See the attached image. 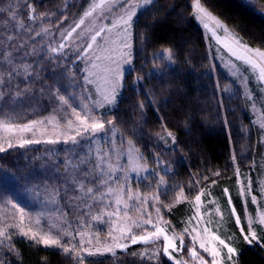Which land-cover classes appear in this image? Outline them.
<instances>
[{"label":"trees","instance_id":"16d2710c","mask_svg":"<svg viewBox=\"0 0 264 264\" xmlns=\"http://www.w3.org/2000/svg\"><path fill=\"white\" fill-rule=\"evenodd\" d=\"M191 1L154 0L140 12L132 29L135 73L125 75L117 106L108 113L112 118L115 117V128L122 137L132 140L143 153L145 161L157 168L158 175L164 176L166 191H161L159 195L165 205L171 206V211L166 208L161 210L163 216L172 221H175L176 213L184 206L183 203L173 204L182 189L184 197L191 199L200 187H205L212 179L234 181L231 178L234 173L231 146L236 140L237 150L245 149L246 142L239 135L238 124L246 126L249 122L235 84L224 76L208 56L204 35L194 20ZM200 1L245 44L264 49V16L251 5L244 0ZM255 1L264 7V0ZM27 2L33 4L38 15H47L45 20L37 19L31 25L34 40L15 27L14 22L5 23L6 12H0V37L14 34L18 37L17 42H21L22 37L23 41L34 45L40 54L20 59L13 53L15 59L11 66L0 56V74L6 81L0 83V91L6 93L0 99V119L22 124L57 116L60 123H66L64 117L71 118V109L59 104L53 94L59 90L61 95L68 97L75 93L78 98L82 89V74H78V67L75 66L78 62L72 60L73 55H68L66 49L63 50L66 58H59L60 53L54 54L57 58H49L47 46L61 42L59 32L62 28H68L76 15L79 16L81 11L78 7L82 1L73 0L66 7L65 0ZM10 3L20 6L18 19L29 23L26 0H0V9H7ZM41 26H50L54 31L48 35L35 36ZM5 43L6 40L0 39V53L5 51ZM163 49L171 51L175 63L152 59L154 54H160ZM73 62L74 66L71 65ZM24 63L32 65L31 78L26 80L23 70L18 68L21 74L7 83V72ZM154 64L160 69L159 75L153 71ZM165 68L167 71H164ZM135 76L145 77L142 87L133 85ZM25 88L30 91L16 96L17 90ZM70 103L76 106L78 99L70 100ZM141 103L144 104L143 111L139 108ZM162 126L175 134V145L171 138H166V142L159 139L157 133H163ZM79 153L76 158L84 156V153ZM63 154L62 149L53 151L47 143L16 147L0 153V176L3 177L0 195L14 201L30 188L37 190L42 187L44 190L41 192L47 193V183L51 178H64L63 172L57 171L63 167L61 164L68 156ZM156 156L172 171L166 174L157 167ZM88 165H93V161L89 160L81 169L86 171ZM217 172L220 173L218 178L214 175ZM204 176H208L209 180H202ZM157 178L149 175L141 183L151 182L154 188ZM196 181L199 184L190 188L189 185ZM146 187L150 188L148 185ZM39 193H35L31 199ZM23 196L18 199L22 207L40 209L35 200H25ZM52 197L60 199L58 195ZM17 221L18 215L14 209L0 206V226ZM171 223L174 225V222ZM12 235L16 251H10L7 247L0 249V261L3 264H74L59 249L36 245L17 233ZM157 247L159 245L137 244L127 251L121 250L104 257H86L85 264H155L154 261L142 262L138 255L133 256L131 253L146 249L153 251ZM187 253L185 249L182 255H186L188 260ZM160 261L161 264H174L164 256L160 257ZM237 261L239 264H264V243L253 246L243 243Z\"/></svg>","mask_w":264,"mask_h":264},{"label":"snow or ice","instance_id":"6c2138e0","mask_svg":"<svg viewBox=\"0 0 264 264\" xmlns=\"http://www.w3.org/2000/svg\"><path fill=\"white\" fill-rule=\"evenodd\" d=\"M117 2L118 0H99V3H94L92 7L84 13V16H92L94 13H97V9H101L98 16L104 19L106 17L103 10L107 8L111 11ZM152 3L153 0H124V10L117 16L115 21H112L110 24H104L98 29L93 25L87 30V35L90 38L88 39L86 47L76 49L69 48V43L72 41L73 34L84 24V18H81L74 27H71V29L66 32V34L61 32V42L58 45L52 46L49 44L47 46L49 58H57L54 55L57 53L61 54L59 58H66L63 55V50L66 48H69V51L74 53L76 60L88 57V67L82 70L84 72V84L82 86L81 95L77 98L76 94L72 93L66 97L65 95L59 94V90L53 94V98L56 99L59 104L62 106L66 105L71 109L70 115L72 118H68L67 116L64 117L67 124V132H56V129L60 127L59 119L56 117L48 119L47 121L30 120L22 124L0 119V131H6L10 134L7 138L0 136V153H5L16 147L25 148L28 145L40 143H71L77 145L83 140H95L97 136L111 133L113 141L111 151L117 153V159L121 156L126 157V163H118L114 166L112 163L108 162L110 153L101 154V151L97 150V160L99 162L95 165L92 179L88 181L93 186H86V184L80 182L79 179H74L72 183L82 194L90 196L94 200L97 199V192H99L100 199L114 197V200L110 201V203H114L115 210L105 214L110 221L115 217V220L110 224V229L107 234L112 243L103 245L102 247H95L93 250V239L96 240L97 245L100 244L99 239L90 234H86L84 231L71 228V223L66 221L61 225L50 223L48 225V231L45 232L41 225V217L44 216L43 212L37 214L34 226L26 228V224H33L31 214L26 212L25 207H22L18 202L13 203L12 200L4 199V197L0 195V206L11 207L18 215V222L0 226V249L7 247L10 251H16L12 244V234L17 233L19 236L32 241L36 245L42 244L46 248L51 247L59 249L65 256L70 257L74 261V264H85V259L88 256L102 255L104 253L115 254L116 249L127 251L130 245H136L138 243L150 245L162 241V246L155 248L153 251L146 249L140 253L133 252L131 254L133 256L138 255L142 262L147 260L149 262L154 261L155 264H161L160 257L164 256L167 257L169 261H173L174 264H188L187 260L183 258L177 259L176 255H174V253H180L187 249L188 257L193 261V264H209V260L205 259V256L201 255L197 250L196 245L198 244L199 249L210 258V264H236L239 252L234 244L239 238L234 236L222 238L221 235L217 234L219 228L214 231L212 228L208 227V224L212 223L211 219L207 220L203 227H200V221L203 219V215L200 212L203 206L201 198L211 196L209 188L215 185L217 180L212 179L210 185L207 187H200L194 199L190 201L194 209V214L190 218L189 223H191V220H196V227H192L191 230H189L186 226L179 236H177L175 232L169 235L168 229L171 225L169 221L163 219L161 209L166 208L168 211H171V206L165 205L160 200L159 195L161 191H166L167 182L164 176L158 175L155 169L148 168L147 163L144 162L145 158L143 153L139 148L135 147L132 140H127V149H117L115 146V139L117 136H121V139H123V137L115 128V117L112 119H105L103 115L95 114L96 109H103L106 106H113L118 103V97L121 94L125 75H133L135 73L131 43L132 33L130 31L131 22L133 17L137 15L139 9ZM25 7L27 8V21L29 22L27 24L24 20L18 19L21 8L17 3H10L7 9H0V12L7 13V20L5 23H7V21L14 22L15 27L21 29L29 39L34 40V36L32 35L34 30L31 25L34 24L37 19L41 21L45 20L47 15L44 13L38 15L33 4L27 2V0ZM192 7L195 17L204 24L205 28L209 27L206 21H211L217 28L223 29L227 34L225 47H227L238 60L259 68V78L264 81V51L250 48L246 44H242L234 35L228 33V29L223 27L221 22L200 3V0H194ZM117 29H119L117 32V40L110 41V43L116 45V47L100 49V46L97 44L98 38L107 39L105 33H113ZM50 30V26H41L40 30L35 32V36H41L42 34L48 35L50 34ZM85 35V33H80L77 39H84ZM0 39L7 41V43L4 44L5 51L0 53V56H2L10 66L13 65L15 59L13 53L18 55L20 59H26L29 56L40 54L34 45H29L27 41L22 40V37L20 38L21 42H17V35L8 34L6 37H0ZM228 40H231V43H228ZM94 45L104 54L89 57L90 51L94 50ZM28 48L31 50H25ZM108 53H117V55H108ZM152 59H164L167 60L169 64L175 63L170 50H163L158 55L154 54ZM102 60L108 62L103 69L107 74L104 79L105 87L103 89L100 87L96 88L95 94L98 99H94L93 93L89 90V85L96 82L93 79V77L97 75L94 70L99 67L98 62ZM57 67H59V64H57ZM18 68L23 70V75L26 80L31 78L32 73L30 70L32 69V65L24 63L17 67H13L11 71L7 72V83H10L14 76L21 74ZM153 71L156 72L157 75L160 73V69L155 64ZM164 71H167V69L165 68ZM144 78L145 77L135 76L133 85H140L142 87ZM5 82L3 75L0 74V83ZM29 91L30 89L28 88L17 90L16 96H22ZM224 91H227V89H224ZM4 95H6V93L0 91V99H2ZM77 99V105L72 106L70 100L76 101ZM165 99L167 100V98ZM139 108L143 111L144 104L141 103ZM54 120L56 121L55 123H53ZM46 123L53 126L55 138L35 139L25 137V133H30L32 137H35L37 133H39L41 137H44L47 135ZM225 123H227V121H225ZM162 127H164L163 133H157L159 139L166 142V138H171L173 145H175L177 142L175 134L167 130L166 126ZM261 128L264 129V124L261 125ZM13 139H15V143H13ZM154 158L157 167L162 168L166 174L172 171L158 156ZM232 160H236L235 155L232 156ZM65 163V170L67 172L69 171L67 166L71 165L72 161L68 159ZM80 163L85 164L88 163V161L84 158H80ZM72 170L79 176L78 165L73 166ZM117 172L119 175L116 174ZM131 173H135L134 178L137 182L146 180L149 175L157 176V192L142 194L139 190L133 191L131 187L133 176ZM214 175L218 178L220 173L217 172L214 173ZM88 176L89 172H84L82 179L88 180ZM105 176L107 177L106 179L103 178ZM236 178L237 182L240 184L238 195L244 198L245 206L247 207L248 197H250L252 205H257L258 198L257 195L253 194L251 179L249 178L245 184L240 178L239 168L236 169ZM202 180L208 181L209 177L204 176ZM2 182L3 177L0 176V183ZM113 182H116L118 186L115 188L112 187L111 184ZM196 184H199V181L190 184L189 187H194ZM148 186L151 187V184ZM100 189H106V191H100ZM223 192L227 194L228 189H223ZM58 194V191L49 194L50 198L46 203H55V200H52L51 197ZM182 195L183 189L180 193H177V202H179V197ZM260 196L264 197V192L260 193ZM228 204L232 205L231 196L228 198ZM149 206L154 209L156 214L155 218L152 212L149 211ZM131 209H135L139 215L136 217L130 216L129 212ZM121 211H123V216L120 215ZM216 211L219 212V208H217ZM61 215L66 214L62 213ZM231 215L235 216V222L236 225L239 226L240 236L245 243L248 245L264 243V227H261L264 226V207H260L259 210L256 211L255 217L245 213L247 231H245V227L242 225L241 218L237 215L234 206L231 208ZM197 217H199V219H197ZM92 219L102 220L103 216H94ZM81 227H84L83 223H81ZM70 228L71 230H69ZM257 228H260L259 235ZM136 230H140V234H137ZM113 232L117 233V235H113ZM185 236L190 237L191 247L186 245ZM0 264H3V261H0Z\"/></svg>","mask_w":264,"mask_h":264},{"label":"rangeland","instance_id":"374dc122","mask_svg":"<svg viewBox=\"0 0 264 264\" xmlns=\"http://www.w3.org/2000/svg\"><path fill=\"white\" fill-rule=\"evenodd\" d=\"M72 1L73 0H65L64 6L66 7ZM81 1L82 2L79 4L78 7V10L81 11L79 16L76 15L74 21H71L69 23L68 28L61 29V32H64L66 34V32L69 31L71 27H74L75 24L78 23L81 18H84V24L81 25V27L77 29V32L73 34L72 41L69 43V48L71 49L86 47L88 39L90 38L87 35V30L90 27L94 25L98 29L99 27H102L104 24H110L112 21H115L117 19V16L124 10V0H118L117 4L113 7L111 11H109L107 8L103 10L105 12L106 18L101 19L98 16V13L101 11V9H97V13H94L92 16L85 17L84 13L88 11L94 3H99V0H81ZM244 1L247 4L251 5L261 15L264 16V7L260 6L255 0H244ZM193 2L194 0L191 1V5L193 4ZM200 3L204 7H206L201 1ZM148 6L149 5H146L144 6V8L139 9L137 15L133 17V20L131 22L130 31L132 33L131 36L132 52H133V32H132L133 23L136 20V18L139 16L140 12ZM209 12L212 15H214L217 20L221 22L224 28L228 29V33L234 35L238 40H240L242 44H245L215 14H213L210 10ZM193 16L196 24L202 30V33L204 35V40L210 60L220 68L224 76H226L229 80H231L235 84L236 88L240 93L242 108L249 121L246 126H242L238 124L239 135L246 142L245 149L237 150L236 142H235L236 140L232 143L231 146L230 157H231V162L233 164V172H234L233 177L231 178H234V181H229V180L223 181V179L217 180V183L215 185H212L211 188H209V191L211 192V196L201 198L203 206L200 209V212L203 215V219L200 221V227H203L205 222L211 219L212 223L208 224V227L212 228L214 231L217 228H219L217 234L221 235L222 238H225L227 236H234L239 238L237 242L234 244V246L237 247L238 252H240V247L243 246V243L246 245L248 244L245 243L242 237L240 236L239 226L236 225L235 216L231 215L232 206L235 207L237 215L240 216L242 225L245 227V231H247V221L245 219V213L251 214L255 217L256 211H258L260 207H264V197L260 196V193L264 192V129L261 128V125L264 124V81H262L259 78V68L253 67L249 64H246L244 61L238 60L236 57L232 55V53L228 50V48L225 47L227 34L223 31L222 28H217L215 24L212 23L211 21H206L209 24V27L205 28L204 24L195 17L194 9H193ZM53 31L54 30H50V33H53ZM118 31L119 29L115 30L113 33H105V37L107 39L98 38L97 44L100 46V49L116 47V45L111 44L110 41L117 40ZM61 32H59L60 37H61ZM80 33H85L86 35L84 39L78 40L77 36ZM227 42L231 43V40H228ZM248 47L253 49H260L261 51H264V49L258 47H251V46ZM69 48H66V52L68 53V55H73L72 60L74 62H78L76 63L75 66L78 67L77 70L78 74H82V81L80 82L82 83L83 86L84 72L82 70L88 67L87 64L88 57H85L84 59L81 60H76L74 53L72 51H69ZM100 49H97L96 46L94 45V50L90 51L89 57H94V55L104 54ZM163 50H167V49H163ZM163 50H161V52ZM108 55H117V53H108ZM74 62L71 64L72 66H74L75 64ZM107 63H108L107 61H103V60L99 61L98 62L99 67L94 70L97 73V75L93 77V79L96 82L93 83L92 85H89V90L93 93L94 99H98V97L95 94L96 88L100 87L101 89H103L105 87L104 79L107 74L103 71V69L107 65ZM73 76L74 74L72 73L71 77ZM75 83H77V81H75ZM121 93H122V89H121ZM120 97L121 94L118 97V101ZM116 106L117 104L113 106H106L103 109H96L95 114L103 115L105 119H112V117L108 115V113L114 110ZM53 117L59 119L57 116H48L47 120L52 119ZM55 122L56 121L54 120L53 123ZM45 127H47V135H45L44 137H41L39 133H37L35 137H32L30 133H25L24 135L26 138H35V139L55 138V135L53 133V126L46 123ZM60 131L67 132L66 123H60V127L56 129V132H60ZM9 135L10 134L6 131H0V136H4L5 138H7ZM48 145L52 147L53 151L55 150L60 151L62 149L64 153L63 155H68L67 157H65L64 163L61 164L64 168L59 167L58 170L56 169L57 171L63 172L64 178H51L47 183V193L41 192L42 190H44V188L42 187L38 188L37 190H35L34 188H30L27 190L25 194H21L14 199L13 202L17 203L18 199L22 195H24L23 198L24 199L26 198L25 200H29L35 193L40 192L39 194H37V197H33L31 199V200H35L37 206L40 208L39 210H37V208L24 206L26 212L30 213L31 217L33 216L32 217L33 224L32 225L26 224L25 227L27 228L29 226H34V222L37 218V214L43 212L44 216L41 217V225L43 226V230L45 232L48 231V225L50 223L61 225L63 222L66 221L71 223V228L84 231L86 234H90L91 236L97 237L99 239L100 241L99 245H97L96 240L93 239V250L95 247H102L103 245L112 243V241L109 239L107 234L110 229V224L112 221L115 220V217H113L112 220L110 221L105 214L107 212L115 210L114 203H110V201L114 200V197H106L100 199L99 192H97L96 193L97 199L94 200L90 196H86L82 194L72 183L74 179H79L80 182L85 183L86 186H93L88 181L92 179V175L94 174L95 171V165L99 162L97 160V150H100L101 154L110 153L108 157V162L112 163L114 166L118 163H126V157L121 156L119 159H117V153L111 151L113 146L111 133H108L107 135L102 134L100 136H97L95 140H83L81 141L80 144L77 145H73L71 143L68 144L57 143V144H48ZM115 146L117 149H127L128 147L127 139H125L124 137L123 139H121V136H117L115 139ZM79 152L84 153L82 154L84 156L81 158H84L87 161L89 160L93 161V165H88L87 167L88 171L81 169L87 163L81 164L80 158H76V155L80 154ZM233 155H235L236 157L235 161L232 160ZM68 159H71L72 164L67 166L69 168V171L66 172L65 161ZM75 165L79 166V176H77V173L72 170L73 166ZM147 166L148 168L155 169V171H157V168H155L154 166L148 163ZM237 168H239L240 178L242 181H244L245 184L247 183V180L249 178L251 179L253 194L257 195L258 198L257 205H252L251 199L250 197H248L247 207H246L244 198L238 195L240 184L237 182V178H236ZM84 172H89L88 180L82 179ZM116 174L119 175L118 172ZM131 175L133 176V180L131 182V187L133 191L139 190V192H141L142 194H150L157 192L156 187L154 188L146 187V185L151 184V182L141 183L142 180L137 182L134 178L135 173H131ZM103 178L106 179L107 177L105 176ZM210 184L211 182L208 183L205 187H207ZM111 186L115 188L118 185L116 182H113ZM225 188L228 189L227 194H224L223 192V189ZM56 191H58L59 193L58 196L60 197V199L57 200L56 198L51 197L52 200H55V203H51V202L46 203V201H49L50 198L49 194ZM100 191H106V189H100ZM229 196H231L232 198V205L228 204ZM194 197L190 199V198H185L184 195H182L181 197H179V202H177V196H176L175 202L173 204L176 206L179 203H183L184 206H182L180 211L176 213V218L174 219L175 221H172L168 217L163 216V219L165 221H169L171 226L175 225V227H171V226L169 227L168 229L169 235L175 232V234L179 236L182 230L186 226L189 228V230H191L192 227H196V220H191V223H189L190 218L194 214V209L192 208V205L190 203V201H192ZM217 208H219V212L216 211ZM149 211L152 212V215L155 218L156 214L154 209L151 208V206H149ZM62 213L66 215H61ZM98 215L103 216V219L102 220L92 219V217ZM120 215L123 216V211L120 212ZM129 215L136 217L139 214L135 211V209H131ZM197 219H199V217H197ZM171 222H174V225ZM81 223L84 224V227H81ZM71 228L69 230H71ZM136 231L137 234H140V230H136ZM257 232L259 235L260 228H257ZM112 234L117 235V233L115 232H113ZM185 243L188 247L192 246L190 237L185 236ZM138 244H142V243H138ZM255 244H259V243H254L249 246H253ZM156 245H159V247H161L162 241L156 243ZM131 246L133 245H130L129 247ZM196 247L197 250L201 253V255H204L205 259L209 260V264H210V258L207 256V254L203 253V251L199 249L198 244L196 245ZM118 251H121V249H116L115 253ZM182 253L183 252L174 253V255H176L177 259L183 258L187 260L186 259L187 256L182 255ZM110 254L112 253H104L102 255L88 256V257H104ZM187 262L188 264H193V261H191L189 258ZM236 264H239L237 259H236Z\"/></svg>","mask_w":264,"mask_h":264}]
</instances>
